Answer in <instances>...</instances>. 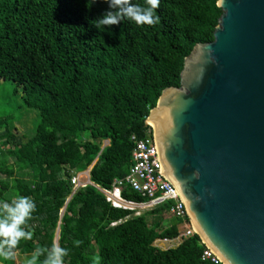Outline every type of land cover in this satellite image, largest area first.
<instances>
[{
    "label": "trees",
    "instance_id": "1",
    "mask_svg": "<svg viewBox=\"0 0 264 264\" xmlns=\"http://www.w3.org/2000/svg\"><path fill=\"white\" fill-rule=\"evenodd\" d=\"M218 1L160 0L156 25L124 20L97 30L91 21L108 10L104 0H0V199L36 203L32 239L0 264H29L34 249L51 247L70 170L85 169L103 140L110 144L92 180L110 186L130 172L132 137L145 136L163 91L181 85L195 46L215 39ZM124 195L142 199L130 188ZM169 208H115L93 186L79 188L60 223L65 264H91L93 255L101 264H224L202 258L205 245L198 234L184 236V218L165 226Z\"/></svg>",
    "mask_w": 264,
    "mask_h": 264
},
{
    "label": "water",
    "instance_id": "2",
    "mask_svg": "<svg viewBox=\"0 0 264 264\" xmlns=\"http://www.w3.org/2000/svg\"><path fill=\"white\" fill-rule=\"evenodd\" d=\"M218 5L215 39L195 46L149 117L200 238L224 264H264V0Z\"/></svg>",
    "mask_w": 264,
    "mask_h": 264
},
{
    "label": "built area",
    "instance_id": "3",
    "mask_svg": "<svg viewBox=\"0 0 264 264\" xmlns=\"http://www.w3.org/2000/svg\"><path fill=\"white\" fill-rule=\"evenodd\" d=\"M147 120L148 118L145 121V136L140 138L134 135L132 137L135 147L133 150L134 163L130 172L124 177L116 178L110 186H104L92 180L91 167L83 170H70L72 192L69 198L75 195L79 188L91 185L102 193L107 202L115 208L145 212L170 204L168 214L186 220L187 231L184 236L190 238L198 234V230L176 186L163 171L155 129ZM109 144V140L102 141L101 151L98 157L95 156L97 160ZM128 188L138 192L142 199L127 198L124 191ZM201 241L205 245L202 258L222 262L217 253L204 240L201 239Z\"/></svg>",
    "mask_w": 264,
    "mask_h": 264
},
{
    "label": "clouds",
    "instance_id": "4",
    "mask_svg": "<svg viewBox=\"0 0 264 264\" xmlns=\"http://www.w3.org/2000/svg\"><path fill=\"white\" fill-rule=\"evenodd\" d=\"M95 0H89L94 3ZM108 10L100 17L91 21L97 30H104L113 25H119L124 20L133 22L137 26H153L160 22L157 10L160 0H144L143 4L137 0H104ZM36 212V203L29 197L17 195L14 199H0V257L14 260L18 244L22 240H31L33 232L29 221ZM80 240H74L73 245L79 246ZM41 264H65L68 249L61 247L55 239L46 251L40 248L33 250L29 264H35L41 255ZM91 264H101V257L93 255Z\"/></svg>",
    "mask_w": 264,
    "mask_h": 264
},
{
    "label": "rangeland",
    "instance_id": "5",
    "mask_svg": "<svg viewBox=\"0 0 264 264\" xmlns=\"http://www.w3.org/2000/svg\"><path fill=\"white\" fill-rule=\"evenodd\" d=\"M98 155V154H97ZM97 155H95V156H97ZM98 157V156H97ZM97 157H94L92 160H90V164H88V166L86 167V169L89 167H92L93 165H94V162H96L97 161ZM88 172V171H87ZM82 175L84 176V174L82 173ZM63 212H64V210H63ZM62 215H64L63 213H62ZM152 216H150L149 217V221H152ZM170 223H171V216L170 215H168V214H166L165 215V219H164V224H165V226L166 227H168L169 225H170ZM55 240H56V242L59 244V235L57 234L56 235V237H55Z\"/></svg>",
    "mask_w": 264,
    "mask_h": 264
},
{
    "label": "bare ground",
    "instance_id": "6",
    "mask_svg": "<svg viewBox=\"0 0 264 264\" xmlns=\"http://www.w3.org/2000/svg\"><path fill=\"white\" fill-rule=\"evenodd\" d=\"M156 111H153L152 115L148 118V123L152 124L155 129V117H156ZM156 133V132H155Z\"/></svg>",
    "mask_w": 264,
    "mask_h": 264
},
{
    "label": "crops",
    "instance_id": "7",
    "mask_svg": "<svg viewBox=\"0 0 264 264\" xmlns=\"http://www.w3.org/2000/svg\"><path fill=\"white\" fill-rule=\"evenodd\" d=\"M96 162H94V164H95ZM94 166V165H93ZM93 166L91 167V170H92V168H93Z\"/></svg>",
    "mask_w": 264,
    "mask_h": 264
}]
</instances>
